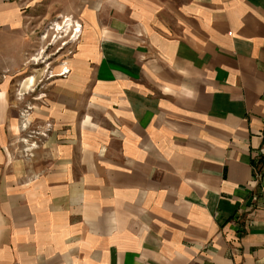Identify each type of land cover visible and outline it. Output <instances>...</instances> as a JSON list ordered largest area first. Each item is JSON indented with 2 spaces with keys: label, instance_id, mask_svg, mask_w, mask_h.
Segmentation results:
<instances>
[{
  "label": "crops",
  "instance_id": "0c3cea01",
  "mask_svg": "<svg viewBox=\"0 0 264 264\" xmlns=\"http://www.w3.org/2000/svg\"><path fill=\"white\" fill-rule=\"evenodd\" d=\"M37 5L82 30L20 172ZM0 264H264V0H0Z\"/></svg>",
  "mask_w": 264,
  "mask_h": 264
},
{
  "label": "rangeland",
  "instance_id": "374dc122",
  "mask_svg": "<svg viewBox=\"0 0 264 264\" xmlns=\"http://www.w3.org/2000/svg\"><path fill=\"white\" fill-rule=\"evenodd\" d=\"M58 10L49 5L32 7L31 13L34 17L31 21L32 48L28 73L33 78V82L30 79L28 86L25 87L23 93L27 91V96L23 100L18 99V93H22L18 92L19 85L16 83L12 87L16 100L15 110L19 111L21 116L18 119L20 127L15 129L10 153L16 160H26V166L16 165V169H20V172L24 167L38 172L42 164L53 157L52 123L49 122L50 119L46 122L44 118L40 119L39 111L52 108L55 81L58 79L54 77L63 76L62 74L66 72L65 63L75 53L74 46L78 40L75 39L77 35L74 36L78 26L73 22L76 27H73L69 33H64L68 22L57 13ZM68 10L69 7H63L64 12ZM60 67L63 69L59 70ZM40 94L42 101L38 100ZM21 113L24 115L22 116Z\"/></svg>",
  "mask_w": 264,
  "mask_h": 264
},
{
  "label": "bare ground",
  "instance_id": "6f19581e",
  "mask_svg": "<svg viewBox=\"0 0 264 264\" xmlns=\"http://www.w3.org/2000/svg\"><path fill=\"white\" fill-rule=\"evenodd\" d=\"M73 27H76L75 24L71 21H68V25L66 26V30L64 31V33H69L73 29ZM60 30H63V28H60Z\"/></svg>",
  "mask_w": 264,
  "mask_h": 264
},
{
  "label": "built area",
  "instance_id": "2783aa9c",
  "mask_svg": "<svg viewBox=\"0 0 264 264\" xmlns=\"http://www.w3.org/2000/svg\"><path fill=\"white\" fill-rule=\"evenodd\" d=\"M80 28H81V27H78V29H76V30L74 31V33H75L74 36L77 35V37H76L75 39H78L79 36H80V33H77L78 30H81ZM76 33H77V34H76ZM74 36H73V37H74ZM68 73H69V70H66V72L63 73L62 75L65 76V75L68 74Z\"/></svg>",
  "mask_w": 264,
  "mask_h": 264
}]
</instances>
